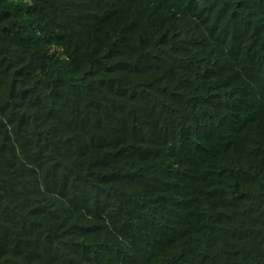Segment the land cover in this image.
Masks as SVG:
<instances>
[{
	"label": "trees",
	"instance_id": "obj_1",
	"mask_svg": "<svg viewBox=\"0 0 264 264\" xmlns=\"http://www.w3.org/2000/svg\"><path fill=\"white\" fill-rule=\"evenodd\" d=\"M0 264H264V0H0Z\"/></svg>",
	"mask_w": 264,
	"mask_h": 264
}]
</instances>
